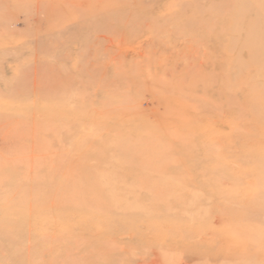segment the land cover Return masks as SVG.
Instances as JSON below:
<instances>
[{
  "label": "rangeland",
  "instance_id": "rangeland-1",
  "mask_svg": "<svg viewBox=\"0 0 264 264\" xmlns=\"http://www.w3.org/2000/svg\"><path fill=\"white\" fill-rule=\"evenodd\" d=\"M0 264H264V0H0Z\"/></svg>",
  "mask_w": 264,
  "mask_h": 264
}]
</instances>
